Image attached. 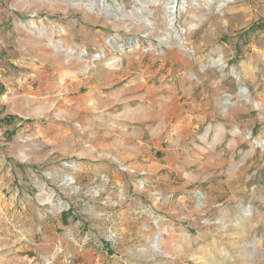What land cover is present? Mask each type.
Listing matches in <instances>:
<instances>
[{"label":"rangeland","instance_id":"rangeland-1","mask_svg":"<svg viewBox=\"0 0 264 264\" xmlns=\"http://www.w3.org/2000/svg\"><path fill=\"white\" fill-rule=\"evenodd\" d=\"M0 0V264H264V0Z\"/></svg>","mask_w":264,"mask_h":264},{"label":"bare ground","instance_id":"bare-ground-1","mask_svg":"<svg viewBox=\"0 0 264 264\" xmlns=\"http://www.w3.org/2000/svg\"><path fill=\"white\" fill-rule=\"evenodd\" d=\"M175 4H176L175 0H169V2L167 3V14L169 17H172L173 15Z\"/></svg>","mask_w":264,"mask_h":264},{"label":"crops","instance_id":"crops-1","mask_svg":"<svg viewBox=\"0 0 264 264\" xmlns=\"http://www.w3.org/2000/svg\"><path fill=\"white\" fill-rule=\"evenodd\" d=\"M226 1V3H229V2H235V1H238V0H224Z\"/></svg>","mask_w":264,"mask_h":264},{"label":"water","instance_id":"water-1","mask_svg":"<svg viewBox=\"0 0 264 264\" xmlns=\"http://www.w3.org/2000/svg\"><path fill=\"white\" fill-rule=\"evenodd\" d=\"M172 2V1H171ZM175 2L177 3V0H175ZM176 5V4H175Z\"/></svg>","mask_w":264,"mask_h":264}]
</instances>
